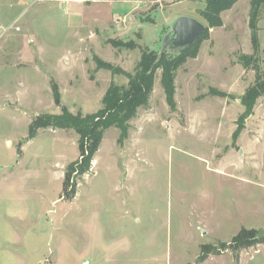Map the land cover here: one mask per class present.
I'll list each match as a JSON object with an SVG mask.
<instances>
[{
    "label": "rangeland",
    "instance_id": "rangeland-1",
    "mask_svg": "<svg viewBox=\"0 0 264 264\" xmlns=\"http://www.w3.org/2000/svg\"><path fill=\"white\" fill-rule=\"evenodd\" d=\"M74 2L90 4L0 0V25L10 28L0 30V264H264V95L233 139L240 99L264 77V14L257 52L247 0L222 16L197 57L176 70L174 109L157 70L127 136L107 130L89 171L72 175L63 193L78 136L48 128L29 139L32 121L62 108L97 112L109 86L128 80L97 70L95 57L133 75L142 51L159 53L177 19L201 22L204 8L203 0H157L132 12L128 28L117 31L111 19L101 32L87 21L94 11L105 17L127 5L85 8L82 20ZM243 56L254 63L244 68ZM242 229L257 244L229 248Z\"/></svg>",
    "mask_w": 264,
    "mask_h": 264
},
{
    "label": "trees",
    "instance_id": "trees-1",
    "mask_svg": "<svg viewBox=\"0 0 264 264\" xmlns=\"http://www.w3.org/2000/svg\"><path fill=\"white\" fill-rule=\"evenodd\" d=\"M157 1V0H153ZM176 2L180 0H175ZM239 0H203L204 8L200 10V20L205 25V30L199 41L190 47L177 51L174 57H168L163 54L158 58V53L153 51H142L138 61L135 73L133 75L126 73L118 67H113L110 63L103 62L95 57V67L97 70H106L113 74H120L127 78L126 86L110 85L106 90L102 100L101 109L93 114L82 116L81 114L73 115L66 108L61 109L58 115L43 114L37 116L28 128V138L33 139L39 130H72L78 136L77 150L78 159L70 164L64 174L62 191L67 192L73 184L71 177L73 175L80 177L86 174L90 169L93 156L97 152L104 133L110 128H116L120 131V139L127 136L129 122L135 117L137 110L145 107L152 93L154 78L157 70H160V85L163 90L166 104L169 108L174 109V78L178 68L186 63L189 59H195L198 55L200 45L209 38L211 29L222 26L221 14L230 10ZM264 0H251L250 11L248 15V28L250 30V42L254 52L258 51L257 41V23L259 18L264 14ZM114 46H122L132 49L133 44L113 42ZM244 68H248L254 63V57H241ZM53 100L55 104H60V96L57 92V86L52 85ZM264 95V77H256L255 83L247 88L240 102L244 108L243 113L238 117L236 130L233 133L235 139L242 131L244 121L252 114L256 100ZM223 97L224 93H218ZM256 234L254 231L240 230L232 238L229 248L238 250L257 244ZM206 250V248H203ZM208 253V252H206Z\"/></svg>",
    "mask_w": 264,
    "mask_h": 264
},
{
    "label": "crops",
    "instance_id": "crops-1",
    "mask_svg": "<svg viewBox=\"0 0 264 264\" xmlns=\"http://www.w3.org/2000/svg\"><path fill=\"white\" fill-rule=\"evenodd\" d=\"M89 1H90V4L86 7L84 5H81V3H79V2H74V4L77 5V9H78L77 10L78 11L77 17L78 18H81L83 20V18H84L83 12H84L85 8L90 9V7H91V8L97 9L98 5H101V4L106 6V5L114 4L116 2L117 4L124 5V6L127 5V7H128L127 12L118 13V14H111L110 13L111 7H110L109 12L105 15V17H101L100 14L97 13V11L95 10L94 12H95V15H97V18L94 16L92 20L87 19V21L92 25L93 24L99 25L101 27V32L104 31V29H103L104 25L109 23L111 19H112L111 21H113L117 26H121V28L117 29V31L120 29H123V28H128V26H130V24H131V22H130L131 13L134 12L135 10H140L143 7L146 8V5L148 6L150 3L153 2L151 0H116V1L115 0H89ZM250 1L251 0H247V3L249 5L248 15H249V11H250ZM235 5L230 10L225 11L221 14L222 25H224L222 16H225V14L232 16L234 9H235L234 8ZM121 16L124 19H122ZM116 28H118V27H116Z\"/></svg>",
    "mask_w": 264,
    "mask_h": 264
},
{
    "label": "water",
    "instance_id": "water-1",
    "mask_svg": "<svg viewBox=\"0 0 264 264\" xmlns=\"http://www.w3.org/2000/svg\"><path fill=\"white\" fill-rule=\"evenodd\" d=\"M204 30L203 23L189 17H179L163 38L158 58L165 54L167 49L179 51L190 47L200 40ZM262 237H264V233Z\"/></svg>",
    "mask_w": 264,
    "mask_h": 264
},
{
    "label": "built area",
    "instance_id": "built-area-1",
    "mask_svg": "<svg viewBox=\"0 0 264 264\" xmlns=\"http://www.w3.org/2000/svg\"><path fill=\"white\" fill-rule=\"evenodd\" d=\"M9 29L10 28H2V26L0 25L1 34H6Z\"/></svg>",
    "mask_w": 264,
    "mask_h": 264
}]
</instances>
